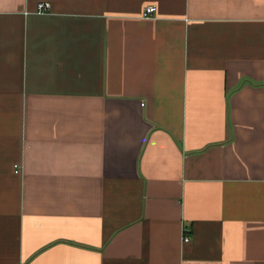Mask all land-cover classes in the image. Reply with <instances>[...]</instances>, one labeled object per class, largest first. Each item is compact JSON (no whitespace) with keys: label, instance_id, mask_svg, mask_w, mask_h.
<instances>
[{"label":"crops","instance_id":"crops-1","mask_svg":"<svg viewBox=\"0 0 264 264\" xmlns=\"http://www.w3.org/2000/svg\"><path fill=\"white\" fill-rule=\"evenodd\" d=\"M0 264H264V0H0Z\"/></svg>","mask_w":264,"mask_h":264},{"label":"built area","instance_id":"built-area-1","mask_svg":"<svg viewBox=\"0 0 264 264\" xmlns=\"http://www.w3.org/2000/svg\"><path fill=\"white\" fill-rule=\"evenodd\" d=\"M51 10V3L48 1H41L37 5V12L40 14L47 13ZM157 8L155 5H150L146 8V11L144 13L145 18H152L156 12ZM20 167L19 165H16V172L19 173ZM191 239V233L189 228H185L183 230V241L188 242Z\"/></svg>","mask_w":264,"mask_h":264}]
</instances>
